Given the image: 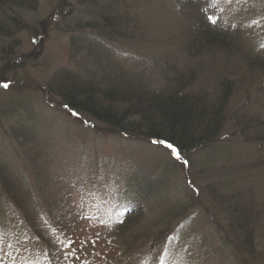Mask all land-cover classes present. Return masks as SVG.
I'll return each mask as SVG.
<instances>
[{"label": "rangeland", "instance_id": "374dc122", "mask_svg": "<svg viewBox=\"0 0 264 264\" xmlns=\"http://www.w3.org/2000/svg\"><path fill=\"white\" fill-rule=\"evenodd\" d=\"M179 1L89 0L80 4V0H39L38 5L29 11L9 3L3 7L5 12L12 14L19 23L12 27L13 35L10 38H0V47L11 44L14 51V57H11L12 54L7 56L12 60H10L12 62L10 69L0 73V83L9 85L7 89L0 85V167L5 173L9 172L5 167L11 166L10 169L16 175L24 173L26 179L34 182L32 172L27 167L28 158L33 168L42 164L43 172L48 176L42 179L43 185L47 186L49 194H58V199L51 195L47 197L48 194L45 197L52 198L51 201L57 206L58 212L55 215L46 212L45 218L41 219L37 210L32 209L37 219L35 226L40 229L45 225L44 229L47 230L45 234L53 251L56 245L62 242L57 240H63L65 245H62L64 246L62 248L67 252L63 259L52 260L45 254L39 259L33 252L25 256L26 250L19 251L16 257L14 253L7 252L5 248H9L14 241L19 244L22 236L20 237V227H11L16 216L8 203V195L3 190L0 191V211H2V221L5 223L4 230H7L8 225L10 228L7 233L3 231V237H0V252L3 251L4 254L0 258V264H16L14 258L22 261L23 264H63L69 261H72V264H117V262L142 264L151 254L147 253L148 244L146 242L144 245L143 240L139 239L138 235L142 233L140 231L126 230L123 232L125 234L121 235L117 231L114 233L115 221L121 220L119 216L123 210V207L115 202L122 205L123 201L119 199L118 192L112 199L109 188H118L123 193L125 189L134 187L132 189H137L141 194H160L170 199L164 202L166 205L183 200L188 193L193 194L195 186L197 189L199 187V193L194 194L198 202L210 200V196L201 194L200 185H206L201 177L197 178L191 173L192 180H188L189 175L187 178L185 170L188 171L189 168L185 165H174L175 171L172 167L168 169V163L173 162L169 155L163 154L159 148L148 147L140 140L137 142L123 138L120 141L114 138L112 143L110 141L101 145L96 144L98 153L94 158L88 156L92 155L90 150H87V154L82 153L75 139H79V134L84 132L83 135L89 142L90 132L85 131L80 119L63 109L60 96H53L48 89L49 81L57 75V72L61 70L80 72L97 64L98 60L104 61L103 64L108 68L113 65L118 66L119 62L126 65L128 70L133 71L136 68L140 70L136 73H147L150 79L161 84L165 81L168 70L178 68L182 73L195 75L194 85L197 89L210 87V80H213L212 71L218 74L222 72L223 77H230L233 66L225 70L223 66L225 57L220 55L218 50L213 49L208 52L206 49L204 53L193 54L186 49V29L192 25L194 28L190 29L192 33L200 32L202 25L198 21L203 22L204 18L196 13L200 7L194 10L187 1L181 4ZM210 1L211 8L217 2L218 8L224 14L228 13L234 18L240 14L237 5H231L227 0ZM251 5L252 7L258 5L257 8H260L264 6V0H253ZM62 7L64 10L60 13ZM89 9L93 14L89 13ZM2 13L4 12L0 11V16ZM102 16L117 20V25L109 24L114 28L111 29L114 34L110 39L100 35L102 31L107 32L110 29ZM185 23L189 26L186 27ZM120 28L127 31L125 36L119 35ZM87 51L89 58H86ZM1 56L0 54V60ZM233 79L237 80V77ZM252 85H249L250 87L240 85L228 109L234 111L239 109V114L248 115V119L260 117L264 120L263 93H258L257 87ZM236 125V120L232 119L227 130H236L237 135L226 133L221 139V144L228 148L229 152L236 154V159L231 165L232 170L240 173L245 168L251 167L254 168L253 171H257L262 167L261 175L264 178V133H262L264 128L261 126L259 129L254 128L252 124L243 132L246 125L240 127ZM21 134H24V137ZM28 135H32L30 144L26 142ZM33 135L37 137L38 142L34 143ZM86 140L80 144L84 145ZM229 141L233 142L228 143ZM216 150L215 147H210L199 153L198 163L209 160L211 164V159L215 163H220L215 158ZM71 153L74 159L75 179L78 181L77 184L84 187V192L77 191L75 189L77 185H74L73 199L72 196L69 198L66 189L69 187L68 183L74 179L68 167L72 162ZM159 155L162 157L160 158ZM5 156H9L10 160L4 162ZM45 159H50L52 162L48 161L45 165ZM221 160L228 158L222 157ZM150 163L155 166L153 173L156 175L153 177L140 170V168L148 169ZM127 164L133 165L134 169L127 168ZM116 166L121 169L117 170ZM172 172L178 177L177 179L169 176ZM164 173H167V176H163L165 177L163 179L161 174ZM225 174L226 178H231L227 172ZM212 175L216 178L215 173ZM157 177L161 179L160 182ZM11 183L14 184V179ZM157 183L161 187L157 186ZM217 183V179L207 182L212 187ZM239 183L244 186L242 194L250 191L253 196L257 195L256 190L259 185L262 186L257 182L249 185L247 189L244 180L243 183L241 181ZM25 191H19L18 194L25 197ZM57 191H60V194ZM29 192L35 197L40 195L33 191ZM247 197L249 196L245 194L244 200H248ZM98 199L102 200L98 201ZM159 199L158 202L161 204L164 199ZM256 199L258 201V196ZM141 202L146 203L143 209L146 214L145 219L158 214V210L153 209L150 204L152 201L141 197ZM158 202L155 203L156 206ZM258 203H262V200L260 199ZM28 212L30 213L29 208L26 214ZM57 218L59 221L54 220ZM192 219V224H195V227L193 226L195 235L204 233L205 230L199 225L198 220ZM15 222L18 224L20 221ZM29 225L26 223L25 226ZM216 235L217 233H214L211 237L209 249L211 254L206 264H235L229 252L224 249V240L222 237L218 239ZM162 243L163 241L160 244ZM33 244L38 247L37 252L40 254L43 242ZM124 244L129 249L127 252L121 249V245L125 248ZM117 247L120 249L119 253ZM172 249L173 247L169 250V260L173 258ZM121 253H124L125 257L122 258ZM169 263L171 264V261Z\"/></svg>", "mask_w": 264, "mask_h": 264}, {"label": "trees", "instance_id": "16d2710c", "mask_svg": "<svg viewBox=\"0 0 264 264\" xmlns=\"http://www.w3.org/2000/svg\"><path fill=\"white\" fill-rule=\"evenodd\" d=\"M88 1L80 0V4ZM184 1L190 3L194 10L200 7L196 13L204 18L203 22L198 21L202 25V29L198 33H192L190 29L193 30V26L185 23L186 27L189 26L186 29V49L193 54L195 52L204 53L206 49L208 52L213 49L218 50V53L225 57L223 64L225 70L227 71L230 66H233L230 77H223L222 72L218 74L212 71L213 80H210V87L197 89L194 85L195 75L188 72L182 73L178 68L168 70V75L161 84L150 79L147 73H136L137 71L140 72L136 68L133 71L128 70L126 65H122L120 62L116 67L113 65L108 68L107 65L103 64L104 61L98 60L97 64L95 63L90 68L87 67L80 72L68 70L57 72V75L49 81L50 87L48 89L51 90L53 96H60L63 109L80 119L84 124L82 127H85V131L90 132L89 142L84 137V132L79 134V139H75L78 147L82 149V153L87 154V150L92 152L91 156L88 155L90 158L96 157L98 153L96 144L98 145V143L100 145L104 144L103 142L110 143L111 141L112 143L114 138L120 141L123 138L137 142L140 140L148 147L159 148L163 154L169 155L173 162L166 164L168 169L172 167L175 171L174 165H185L189 168L188 171L185 170L186 176L189 175V178L187 176L188 180H192V173L205 181L206 185H200L202 187L201 194L210 196V200L198 202L194 194L199 193V187L197 189L194 186L195 193H188L183 200L180 199L174 202L175 204L167 203L166 205L164 202H168L170 199L164 198L160 194H141L137 189H132L134 187L125 189L123 193L118 188L108 189L112 199L118 192L119 199L123 203L122 205L115 203L123 207L122 212L127 211L122 215V212L120 213L122 217L119 216L121 220L115 223L114 232L117 231L121 235L126 230L140 231L142 233L138 235L139 239L143 240L144 245L146 242L148 244L147 253L150 252L151 254L148 260L142 264H170V261L171 264H206L208 256L211 254L209 250L210 240L214 233H217L218 239L222 237L224 249L229 252L235 264H264V178L261 175L262 167L257 171H253L254 168L249 167L242 169L240 173L234 172L231 165L236 159V154L232 151L229 152L230 150L221 144L224 134L237 135L236 130H227L232 119L236 120V127L246 125L243 132L247 131L252 124L254 128L259 129V126L264 128L262 125L264 123L263 118L251 117L248 119V115L239 114V109H235V111L228 109L229 103L240 85L249 86L253 84L252 86L257 87L258 93H263L262 96L264 97V6L252 7L251 2L253 0H227L231 5L236 4L240 12L234 18L228 13L224 14L218 8L217 2L211 8L212 2L210 0H205L206 3L203 0H180L179 3ZM8 3L29 11L38 5L39 0H0V11L4 12L0 16V38L5 37V39L13 35L12 27L19 23L12 14L5 12L3 7L9 5ZM60 9L59 12L62 13L63 7ZM89 13L93 14V11L89 9ZM102 18L105 23H108L107 27L110 29L99 34L110 39L111 35L114 34L111 29L114 28L109 24L117 25V20L107 16H102ZM118 33L120 36H125L127 31L120 28ZM0 54L2 55L0 60L1 73V71L4 72L11 67L12 62L10 60L11 57H14L13 46L10 44L0 47ZM9 54L12 55L7 58ZM86 58H89V51H87ZM233 77H237V80ZM3 84L4 82L0 83V85ZM21 136L24 137V134ZM31 136L28 135L26 140L29 144L32 142ZM248 136L251 137V135ZM85 140L86 143L81 145L80 142L83 144ZM36 142L38 139L34 136V143ZM168 144H172L179 150V158L173 154ZM227 145L229 146V144ZM210 147L217 149L215 158L220 163H215L212 159L211 164L209 160L198 163L197 158L199 156L197 155ZM159 157L162 156L159 155ZM207 157L210 156L207 155ZM222 157H226L228 160H221ZM71 159V165L69 164L68 167L74 179L70 180L69 187L66 189L69 198L72 196L73 199L72 189L74 185H77L75 188L77 191H83L84 187L77 184L78 181L75 179L72 153ZM8 160L10 157L5 156L4 162ZM29 161L28 158L27 167L32 172L34 182L31 179H26L24 173L23 175H16L10 169L11 166L5 167L9 171L5 173L0 167V191L4 190V193H7L8 203L12 206L14 216H16L11 227H20V237H23V239L21 237L22 241L19 244L14 241L9 248L5 249H12L13 253H18L19 249L26 248L34 253L37 252L38 247L33 243L43 242L41 254L47 255L51 260L63 259L67 252L66 249L62 248L65 242L63 243L62 240L61 244L56 245L57 247L53 251V247H51L45 234L47 231L44 229L45 225L40 231L35 226L37 219L32 209L37 210L41 219L45 218L46 212L55 215L58 211L57 206L51 201L52 198L45 197L46 194H48L47 197L51 194H49L47 186L43 185L42 179L48 178V176L43 172L42 164L33 168ZM48 161L52 162L50 159H45V165ZM224 162L227 165H224ZM150 164L149 166L146 164L148 169L140 168V170L153 177L156 175L153 173L155 166L152 164L150 166ZM126 166L129 169H134L131 164ZM116 167L117 170L121 169ZM212 168L213 171H211ZM173 172L169 176L177 179L178 177ZM225 172L231 178H226ZM167 173L161 174V177L164 179L163 176H167ZM212 173L216 174V178ZM21 176L22 178H20ZM13 179L16 185L11 183ZM157 179L158 182L161 181L158 177ZM216 179L218 180L216 186L212 187L207 184V182ZM239 180L241 183L243 180L245 181L247 189H249V185L257 182L262 185H259L258 190H256L257 195L255 196H258V201L250 191L242 194L244 186L242 187ZM157 184L160 186L159 183ZM162 187L165 188V186ZM24 190H26L24 192L25 197L18 194L19 191ZM29 191L40 193V195L32 196ZM60 191L57 192L60 194ZM245 194L249 196L247 197L248 200H244ZM51 196L57 198L58 194L53 193ZM141 197L152 201L153 203L150 202V204L153 209L158 210V214L145 219L146 214L143 209L146 203L141 202ZM159 198L164 199L161 204H159ZM260 199L262 203H258ZM101 200L98 199V201ZM157 202L158 206L155 204ZM34 206L35 208H33ZM28 208L30 213L26 214ZM192 218L198 220L199 225L205 230L201 235H195L193 228L195 224H192ZM2 220L1 211V238L5 228V223ZM16 220L20 222L16 224ZM54 220L59 221L58 218ZM26 223L30 225L25 226ZM9 228L8 225L6 231ZM184 231L187 232L183 233ZM121 239L124 241V238L121 237ZM162 241L163 243L160 244ZM22 243L25 246H21ZM172 247L171 255L173 258L169 260L168 254ZM117 249L119 253L120 249L118 247ZM121 249L126 252L129 250L126 245L125 248L121 245ZM121 254L122 258L125 257L124 253ZM1 256H4L2 251L0 258ZM67 263L72 264V261L63 264ZM117 264L119 263L117 262Z\"/></svg>", "mask_w": 264, "mask_h": 264}, {"label": "snow or ice", "instance_id": "6c2138e0", "mask_svg": "<svg viewBox=\"0 0 264 264\" xmlns=\"http://www.w3.org/2000/svg\"><path fill=\"white\" fill-rule=\"evenodd\" d=\"M210 19H211V18H210ZM2 86H3L4 88H8V87H9L8 83H4ZM65 107H66V106H65ZM168 147L171 148L172 151H173V154L176 155L177 158H179V156H180L179 150L176 149L172 144H168Z\"/></svg>", "mask_w": 264, "mask_h": 264}]
</instances>
